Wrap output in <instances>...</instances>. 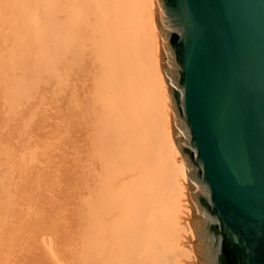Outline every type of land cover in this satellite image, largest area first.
Masks as SVG:
<instances>
[{
  "label": "bare ground",
  "instance_id": "obj_1",
  "mask_svg": "<svg viewBox=\"0 0 264 264\" xmlns=\"http://www.w3.org/2000/svg\"><path fill=\"white\" fill-rule=\"evenodd\" d=\"M160 27L154 0H0V264H199Z\"/></svg>",
  "mask_w": 264,
  "mask_h": 264
},
{
  "label": "water",
  "instance_id": "obj_2",
  "mask_svg": "<svg viewBox=\"0 0 264 264\" xmlns=\"http://www.w3.org/2000/svg\"><path fill=\"white\" fill-rule=\"evenodd\" d=\"M199 264H264V0H154Z\"/></svg>",
  "mask_w": 264,
  "mask_h": 264
},
{
  "label": "rangeland",
  "instance_id": "obj_3",
  "mask_svg": "<svg viewBox=\"0 0 264 264\" xmlns=\"http://www.w3.org/2000/svg\"><path fill=\"white\" fill-rule=\"evenodd\" d=\"M161 71H162V75L164 76V73H163V70H162V67H161ZM164 79H165V76H164ZM165 82H166V79H165ZM166 87H167V90H168V86H167V82H166ZM169 92V91H168ZM169 96H170V93H169ZM173 138V137H172ZM174 141V140H173ZM174 144H175V142H174ZM176 145V144H175ZM177 147V146H176ZM178 150V149H177ZM178 153H179V151H178ZM179 155H180V153H179ZM180 158H181V155H180ZM182 160V158L180 159V161ZM186 188H187V190H188V182L186 183ZM189 191V190H188ZM190 209H191V206H190ZM191 211L192 210H190V217H191Z\"/></svg>",
  "mask_w": 264,
  "mask_h": 264
}]
</instances>
